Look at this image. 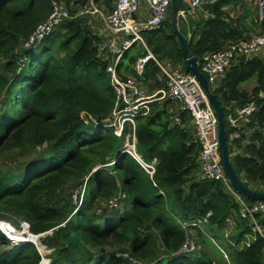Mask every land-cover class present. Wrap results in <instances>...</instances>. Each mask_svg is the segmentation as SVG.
I'll return each instance as SVG.
<instances>
[{"label":"trees","instance_id":"16d2710c","mask_svg":"<svg viewBox=\"0 0 264 264\" xmlns=\"http://www.w3.org/2000/svg\"><path fill=\"white\" fill-rule=\"evenodd\" d=\"M71 1L82 6L88 0ZM239 1L213 0L208 5L210 18L194 26L191 56L200 58L219 51L226 42L241 37L227 13V8ZM91 2H103L111 8L109 0ZM51 9V0H0V61H4L0 149L21 152L16 166L19 174L0 175V223L19 228L23 222L34 235L50 231L51 235L41 241L52 250L48 264H128L121 254L144 264H214L196 251L178 254L186 235L179 223L201 220L209 212L205 225L212 227L208 233L217 239V233L237 219L238 209L220 183L196 178L199 147L186 131L189 119L185 112L177 114L179 125L170 124L167 101L152 102L146 115L139 111L133 117L135 153L145 163H155L149 178L123 153V140L131 127L124 124L120 137H115L103 122L110 118L115 100L105 73L109 58H102L98 50L101 39L87 23L68 20L37 45L24 47ZM141 37L158 60L169 59L182 66L170 23L143 31ZM144 56L142 47L131 44L115 65L118 78L130 76L135 61ZM156 74V67L148 60L141 74L147 94L163 86ZM251 78L255 79L252 89L239 91L238 86ZM211 91L223 112L224 104L230 102L256 107L247 125L254 127L246 146L248 156L236 155L231 163L238 175L264 184V137L259 132L264 125V97L258 96L264 95L262 62L240 59ZM237 143L226 140L227 149ZM69 185L79 188L72 206L60 198ZM118 193L124 198L117 208L108 209L107 202ZM257 222L264 227V220ZM189 228L188 232L195 231L204 239L198 228ZM248 229L245 226L242 233L228 237L223 246L228 264H264V241L255 235L247 242ZM9 238L0 231V264L41 262L34 244ZM107 238L120 247V254L103 249Z\"/></svg>","mask_w":264,"mask_h":264},{"label":"built area","instance_id":"2783aa9c","mask_svg":"<svg viewBox=\"0 0 264 264\" xmlns=\"http://www.w3.org/2000/svg\"><path fill=\"white\" fill-rule=\"evenodd\" d=\"M187 1L191 12L198 10L202 4V0ZM109 4L111 8L106 12H101L93 5H89L90 8L80 14L84 15L86 12L91 15L95 14L104 30L111 35L109 43L102 41L98 45L102 58H109L105 73L115 96L111 116L103 120L105 126L112 128V134L115 137H120L124 124L131 127V133L125 136L126 146L123 148V153L129 155L151 178L155 163H145L135 153L133 117L139 111H141V115H146L148 104L152 102L167 101L176 104L179 111L185 112L188 117L186 131L191 133L194 142L199 147L196 162L198 178L220 183L236 203L238 219L249 222L251 231L264 241V227H261L257 222L258 219L264 220V202H249L236 194L228 185L217 155L216 120L203 91L191 75L154 57L142 40L141 33L143 31H153L161 27L167 8L170 7V0H109ZM51 6L50 14L34 28L24 47L37 45L59 30L66 21L71 20L68 7L63 0H51ZM257 6L261 13L263 0H257ZM133 43H138L145 50L146 56L138 58L132 66L133 73L121 80L115 73V65L122 52ZM263 54L264 31L247 34L238 40L226 42L219 51L202 54L198 58V70L212 89L221 76L238 60H247L250 57H259ZM148 60L156 67L157 74L163 82V86L152 94H147L141 83L143 66ZM258 96L264 97L261 93ZM255 113L256 107L253 103L225 107L223 116L226 130H229L226 135L228 143L240 137V128L245 127ZM172 124L179 125L177 115L172 116ZM259 132L264 137V125ZM123 198L124 195L118 193L116 197L107 202V208H117ZM209 216L208 212L201 220L179 223L181 229L186 231V235L178 254L188 255L196 251V243L188 236L187 230L190 229L189 227L199 228V225L206 223ZM24 225L29 231L28 225ZM0 231L5 234L7 229L0 224ZM34 245L36 244L34 243ZM121 258L131 264H144L136 263L126 254H122Z\"/></svg>","mask_w":264,"mask_h":264},{"label":"rangeland","instance_id":"374dc122","mask_svg":"<svg viewBox=\"0 0 264 264\" xmlns=\"http://www.w3.org/2000/svg\"><path fill=\"white\" fill-rule=\"evenodd\" d=\"M206 1H208V0H202L201 6L204 5ZM181 3H182L183 7L188 6L187 0H181ZM87 6H88V2H86L84 5H82L81 8L78 7V9H73L71 7V5H69L68 12H69L71 19L72 20L77 19L82 23H87L86 19H82L86 16V14H84V16L77 15L79 12H81V10L88 8ZM108 9L109 8H107L106 10H108ZM106 10H105V12H106ZM167 12H168V15L166 13V18H164V19H166V21L164 20L165 22L162 23V25H164L165 27H167V25L169 23H171L170 7L167 8ZM227 13H228V17L232 20V22H234V24L236 26L240 27V29L238 28L240 30V32L242 33L240 38L244 37L246 35L245 33L253 34V33H257L259 31H261L262 29H264V27H262V22H264V18L262 16L263 9H262V12L260 13V10L258 9V6H257V0H240L235 6L227 8ZM260 18H261V20H260ZM177 21H178V23H177L178 27L177 28H180V26L182 24V19L180 17H178ZM165 31L168 32V29L166 28ZM104 39H102V41ZM142 40H143V38H142ZM143 42L145 44V47L149 50L150 49L149 46L146 45L144 40H143ZM135 44H136L137 48L141 47L138 43H135ZM19 52H21V48L19 49ZM3 72H4V61H0V74H3ZM156 78L158 81H161V77H159V75H157V74H156ZM171 111H173V110H171ZM168 112H170V111H168ZM169 115H167L168 116V122L170 124H172V114L169 113ZM123 142H124L123 148H125V146H126L125 137H124ZM228 149L230 150V153H231V152H233L234 148L231 145H229ZM232 157L233 156L231 154V159H232ZM20 160H21V152H19L18 150H15V149H13V150L7 149V148L2 146V148L0 149V175L2 173H7L8 175L14 174L15 176L18 175L19 174L18 168L16 169V166H19L18 163ZM14 167L16 170H13ZM26 168H28V166H26ZM196 173H197V171H196ZM196 178H198V175ZM240 178L244 182H245V180H247V179H245V177H242V175L240 176ZM247 185L250 186L251 182L247 183ZM251 187H253L254 189L264 191V184H253V185H251ZM78 192H79V188L77 187V185H69L60 194V198H63L67 202L68 206L69 205L72 206V205H75V203H76V198L79 194ZM98 205H100L99 207L103 206L101 203H98ZM0 224L3 226L10 225V227H12L16 231L13 233H16L17 235H19V237L17 236L18 237L17 239H19L21 242H24L26 240V238L30 239V240H33L35 238L34 240H35L36 245H34V246L37 248V250L39 251V253L41 255V262L40 263H42L43 261H44L43 264L49 263L48 257L52 253V250L48 249L41 241L45 237L51 235L50 231L43 233V234L34 235L32 233H29L28 229H26L23 222H21L19 224V228L13 227L9 223H0ZM198 227H199L198 229L200 230V235L204 239H201L199 236H197L195 231H191V232L187 231L189 237L193 241L194 240L197 241L196 252L207 255L210 259L213 260L214 264H228L226 261L227 259H225L226 256H225V253L223 251V246L228 243V237L231 235V232L229 233L225 229L220 230L217 233L218 238L215 239L211 236L210 233H208V230L211 229L212 227H208L207 225H204V224H201ZM233 233H234V231H233ZM6 234L9 237L11 236V234H8V230L6 231ZM6 234H4V235L6 236ZM15 238H16V236H15ZM11 241H13V240H11ZM230 241H232V240H230ZM33 244H34V242H33ZM103 249L107 252H114L116 254H120L122 252V251H120V247L115 243V241L108 239V238L103 245ZM123 260H125V259H123ZM128 264H131V263L128 262ZM148 264H150V263H148Z\"/></svg>","mask_w":264,"mask_h":264},{"label":"water","instance_id":"95a60500","mask_svg":"<svg viewBox=\"0 0 264 264\" xmlns=\"http://www.w3.org/2000/svg\"><path fill=\"white\" fill-rule=\"evenodd\" d=\"M170 10H171V31L175 36L176 42L179 46L182 56V70L184 73L191 75L199 87L203 91L208 106L213 112V115L216 120V138H217V155L219 163L223 169L225 178L227 180L230 188L243 199L249 202H264V192L252 191L245 186L244 182L240 179L239 175L236 173L231 160L229 159L226 146V127L223 116V111L216 100L214 94L207 84L204 76L199 72V62L198 57L191 56L189 53V46L191 44V39L195 29H191V24L188 19V16L185 14L181 0H170ZM180 17L187 28V36L184 37L177 28V20ZM27 239V238H26ZM24 243L33 242L28 239Z\"/></svg>","mask_w":264,"mask_h":264},{"label":"crops","instance_id":"0c3cea01","mask_svg":"<svg viewBox=\"0 0 264 264\" xmlns=\"http://www.w3.org/2000/svg\"><path fill=\"white\" fill-rule=\"evenodd\" d=\"M213 0H208V1H206L205 2V4L204 5H202L198 10H195V12H191V10H190V8H189V3H188V6L187 7H183V9L185 10V12H186V15L188 16V19H189V21H190V23H191V29H194V26L195 25H200L201 23H202V21L203 20H205V19H207V18H210V8H209V4L212 2ZM63 2H64V4L69 8V5H71V7L73 8V9H78V7H82V6H80V5H78V4H75L74 3V1H71V0H63ZM88 2V8H86V9H83V10H81V12H79L77 15H79L80 16V14L81 13H83V12H85V10H87V9H89L90 8V6L89 5H93L94 7H96L97 9H99V10H101V12H105V10L107 9V6H105V4L103 3V2H100V3H92L91 2V0H88L87 1ZM188 2V1H187ZM110 5V4H109ZM187 8V9H186ZM169 10V9H168ZM86 14V16L84 17V18H82V19H86V22H87V25H88V28L98 37V38H100L101 39V42H102V39H104L103 41L104 42H107V43H109L111 40H110V37H111V35L110 34H108L105 30H104V28H103V26H102V23L100 22V20H99V18L95 15V14H93V15H91V14H88L87 12L85 13ZM167 15H168V12H167ZM82 16H84V15H82ZM165 18H166V16H165ZM165 21H166V19H164ZM178 23V22H177ZM177 27H178V25H177ZM239 29H240V27H238ZM179 29V31H181V32H183V34H184V36L186 37L187 36V28H186V25L184 24V21H183V23L181 24V26H180V28H178ZM166 29H164V32L165 33H168V32H166L165 31ZM186 34V35H185ZM242 34V33H241ZM246 35L248 34V33H245ZM244 34V35H245ZM251 58H257L258 60H260L261 62H262V64H263V66H264V54L263 55H261V56H259V57H250V58H248L247 60H249V59H251ZM162 61H164V62H167V63H170V64H172L174 67H176V68H180L181 70H182V67H181V64H179L178 62H176V63H173L171 60H169V59H163ZM239 61V60H238ZM234 64H236V63H234ZM233 64V65H234ZM232 66V65H231ZM229 70V69H228ZM227 70V71H228ZM226 71V72H227ZM225 72V73H226ZM158 75V74H157ZM225 75V74H224ZM224 75L223 76H221V78L216 82V84H215V86L213 87V88H218L219 86H220V83H221V80H222V78L224 77ZM157 79V78H156ZM254 83H255V79L254 78H251V79H249V80H247V81H245V82H243V83H241L239 86H238V89H239V91H243V92H246V93H248L251 89H252V87L254 86ZM154 103V102H153ZM155 103H157V102H155ZM158 103H160V104H162L161 102H158ZM152 104V103H151ZM235 103H233V102H230V103H225L224 104V106L225 107H227V105L229 106V105H234ZM237 105V104H236ZM165 109H166V113L168 112V111H170V112H168L167 113V115H169V113L170 114H172V116L173 115H177L180 111H179V107L176 105V104H172V103H169V102H167V105H166V107H165ZM171 110H173V111H171ZM170 116V115H169ZM253 119V118H252ZM250 123V122H249ZM248 123V124H249ZM247 124V125H248ZM245 126V127H242V128H240V137L237 139V141H238V143L236 144V145H234V146H232L234 149H233V152H231L230 153V150L228 149L227 150V153H228V156H229V159L231 160V154H232V156L234 157V156H236V155H239V156H244V157H247L248 156V153H247V151H246V146H247V144L249 143V140H248V138H249V136L251 135V133L253 132V130H254V127L252 128V127H248V126ZM189 132V131H188ZM232 157V158H233ZM242 175V177H245V179H247V180H245V182L244 183H249V182H251V185H253V184H263V183H261V182H256V183H254V182H252L248 177H246V176H244L243 174H240L239 175V177ZM251 185L250 186H248L249 187V189L250 190H252V191H257V192H264V191H261V190H258V189H254L253 187H251ZM237 219H238V217H237ZM235 220V218L234 219H232V220H230L229 221V223L226 225V231L227 232H231V235L232 236H234V235H237V234H239V233H242L244 230H245V226L246 227H248L249 229L248 230H250V231H247L246 233H245V235H246V237H245V239H246V241L247 242H250V241H252L253 240V236H255L256 234L255 233H253L252 231H251V229H250V223L249 222H245V221H243L242 222V220H240V219H238V220ZM205 225V224H204ZM180 226V225H179ZM181 228V227H180ZM182 230V229H181ZM233 231H234V233H233ZM233 233V234H232Z\"/></svg>","mask_w":264,"mask_h":264},{"label":"bare ground","instance_id":"6f19581e","mask_svg":"<svg viewBox=\"0 0 264 264\" xmlns=\"http://www.w3.org/2000/svg\"><path fill=\"white\" fill-rule=\"evenodd\" d=\"M241 179V178H240ZM242 180V179H241ZM4 228H6L7 230H8V234H11V237L12 238H15V236H16V233H13V232H16L12 227H10V225H8V226H3ZM24 233V232H23ZM6 234V233H5ZM27 234V233H26ZM7 235V234H6ZM28 236V235H27ZM7 237L9 238V236L7 235ZM32 237V236H31ZM18 237L16 236V238L15 239H17ZM33 238V237H32ZM10 239V238H9ZM22 239V238H21ZM11 240V239H10ZM26 240H28V239H26ZM14 242H17V241H15V240H13ZM34 243H35V240L33 239L32 240Z\"/></svg>","mask_w":264,"mask_h":264}]
</instances>
